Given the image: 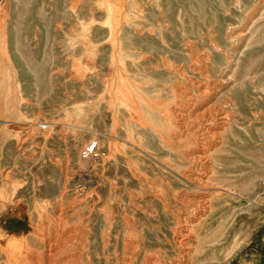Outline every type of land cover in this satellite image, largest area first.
<instances>
[{"label":"rangeland","instance_id":"obj_1","mask_svg":"<svg viewBox=\"0 0 264 264\" xmlns=\"http://www.w3.org/2000/svg\"><path fill=\"white\" fill-rule=\"evenodd\" d=\"M202 59L234 118L188 264H264V0H0V264L180 263L173 121L119 99L168 104Z\"/></svg>","mask_w":264,"mask_h":264},{"label":"bare ground","instance_id":"obj_2","mask_svg":"<svg viewBox=\"0 0 264 264\" xmlns=\"http://www.w3.org/2000/svg\"><path fill=\"white\" fill-rule=\"evenodd\" d=\"M207 64V60L202 59L201 62L193 65V71L197 77L188 79L186 86L176 87L178 89H176L175 98L168 104L142 103L137 94L131 90H124L119 99L120 107L124 108L133 120L141 122L142 112L146 111L145 113L153 114L160 120L173 121V124L169 123L166 133L160 132V138L165 146L176 152L187 164L186 167L184 166L185 168L180 166L182 170L174 168L180 171L179 176L195 191L193 194L185 193L179 197V199H186V201L183 200V204L187 207L186 210L179 211L174 232L178 238L176 243L182 255L179 264L189 263L191 244L194 238V223L208 216L213 208L212 199L214 196L212 197V195L215 194L218 189L217 185H219L213 177V166H215L213 161L214 157L222 151L225 135L230 130L234 118V113L230 109V105L233 104L225 99L227 97L221 100L222 92L227 89L229 80L213 79ZM233 96L236 98V95ZM217 164L219 165V163ZM61 249L59 243L47 246L46 258L48 261L46 262L56 264L53 260L61 252ZM24 261L22 264H38L28 260Z\"/></svg>","mask_w":264,"mask_h":264}]
</instances>
